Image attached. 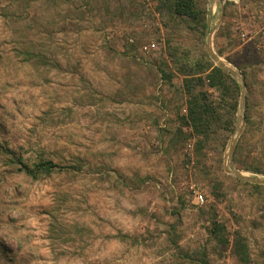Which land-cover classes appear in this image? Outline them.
I'll return each mask as SVG.
<instances>
[{
    "label": "rangeland",
    "instance_id": "1",
    "mask_svg": "<svg viewBox=\"0 0 264 264\" xmlns=\"http://www.w3.org/2000/svg\"><path fill=\"white\" fill-rule=\"evenodd\" d=\"M200 2L212 36L159 0H0V143L85 164L32 178L0 153V264H240L237 230L263 259L264 194L228 171L236 122L199 147L172 57L212 40L242 74L239 138L264 170V0Z\"/></svg>",
    "mask_w": 264,
    "mask_h": 264
},
{
    "label": "trees",
    "instance_id": "2",
    "mask_svg": "<svg viewBox=\"0 0 264 264\" xmlns=\"http://www.w3.org/2000/svg\"><path fill=\"white\" fill-rule=\"evenodd\" d=\"M161 6L167 8L175 17L186 21L188 25H193L205 34L207 28V10L200 0H159ZM172 55L174 52H170ZM177 53V51H176ZM219 54H223L218 49ZM176 56V57H175ZM173 64L178 72L182 73L184 90L187 95L188 120L187 125H192L194 133L198 136V145L203 147L213 139L217 129L233 131L236 122V112L238 108V93L240 87L236 80L226 71L217 66L208 53H203L199 57H192L187 54L174 55ZM160 71L165 78L171 79V75L165 68L160 67ZM243 73V72H242ZM205 75V76H203ZM207 85L215 90L218 95L213 98L203 85ZM199 87V88H198ZM0 153L4 156L5 163L18 167L19 170L32 178H37L40 174L49 175L54 171H80L84 168V161L80 158H73L69 164H57L52 159L41 156L33 162H29L22 153L0 143ZM235 164L247 171H254L264 174V170L258 162L249 159L243 152V138H239L235 153ZM250 185L257 193L264 194V184L244 182ZM210 235L220 244H229L226 234V226L216 218L211 220L209 226ZM234 254L239 259L240 264H252V255L246 237L237 230L234 234ZM204 261V260H203ZM204 263H208L204 261ZM255 264H264V257Z\"/></svg>",
    "mask_w": 264,
    "mask_h": 264
},
{
    "label": "water",
    "instance_id": "3",
    "mask_svg": "<svg viewBox=\"0 0 264 264\" xmlns=\"http://www.w3.org/2000/svg\"><path fill=\"white\" fill-rule=\"evenodd\" d=\"M214 1V0H212ZM224 9V7H223ZM223 17V14H222ZM222 17L221 20L222 21ZM210 29V24L208 22L207 24V32L213 35V31H209ZM212 39V38H211ZM207 52L210 56V58L215 62L217 66H219L221 69L224 71L228 72L230 75H232L237 81L240 82L241 87H242V92H241V100L239 104V111L237 113V118H236V126L234 133L232 135L231 141L229 143L228 147V153H227V165L229 167V172L234 174L236 177L239 179L245 181V182H251V183H257V184H264V177L258 176V175H248V174H243L240 169H238L234 165V152L235 148L238 142V138L240 136V133L243 129V124H244V104H245V94H246V83L245 79L242 76V74L238 71H236L233 67H231L229 64L227 65L221 60V57L219 54L216 52L214 49L212 40H210L207 45Z\"/></svg>",
    "mask_w": 264,
    "mask_h": 264
},
{
    "label": "built area",
    "instance_id": "4",
    "mask_svg": "<svg viewBox=\"0 0 264 264\" xmlns=\"http://www.w3.org/2000/svg\"><path fill=\"white\" fill-rule=\"evenodd\" d=\"M194 194H195V199L197 200L198 203H203L205 201L204 194L200 192L199 190L195 189L193 186Z\"/></svg>",
    "mask_w": 264,
    "mask_h": 264
}]
</instances>
